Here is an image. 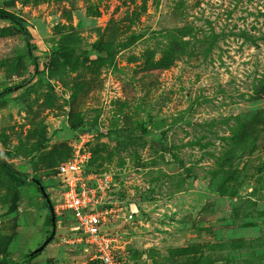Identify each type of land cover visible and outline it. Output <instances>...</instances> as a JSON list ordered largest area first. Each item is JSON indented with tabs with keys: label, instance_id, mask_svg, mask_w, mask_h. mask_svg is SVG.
Here are the masks:
<instances>
[{
	"label": "rangeland",
	"instance_id": "rangeland-1",
	"mask_svg": "<svg viewBox=\"0 0 264 264\" xmlns=\"http://www.w3.org/2000/svg\"><path fill=\"white\" fill-rule=\"evenodd\" d=\"M0 264H105L50 235L82 132L114 264H264V0H0ZM29 180V179H28ZM131 205L136 207L131 212Z\"/></svg>",
	"mask_w": 264,
	"mask_h": 264
},
{
	"label": "built area",
	"instance_id": "built-area-1",
	"mask_svg": "<svg viewBox=\"0 0 264 264\" xmlns=\"http://www.w3.org/2000/svg\"><path fill=\"white\" fill-rule=\"evenodd\" d=\"M92 138V133H80L72 156L56 167L61 188L60 199L53 205L56 215L71 212L75 218L76 223L69 227L71 232L62 237L64 241L84 243L93 248L96 258L105 264H114L113 243L118 236L110 234L108 229L119 216L118 200L112 195L117 183L111 172L86 170L92 156L88 145ZM130 209L132 213L136 211L134 205Z\"/></svg>",
	"mask_w": 264,
	"mask_h": 264
},
{
	"label": "water",
	"instance_id": "water-1",
	"mask_svg": "<svg viewBox=\"0 0 264 264\" xmlns=\"http://www.w3.org/2000/svg\"><path fill=\"white\" fill-rule=\"evenodd\" d=\"M36 183L39 186L41 193L46 201V203L48 204L49 207V211L51 213V220H52V231L50 233V235L47 237V239L42 243V245H40L39 247H37L36 249H34L33 251H31L30 255H34L37 252L42 251L46 245L53 239V237L55 236L56 233V226H57V216L54 210V205L52 203V200L50 199L49 194L46 191V188L44 186V184L36 179Z\"/></svg>",
	"mask_w": 264,
	"mask_h": 264
},
{
	"label": "trees",
	"instance_id": "trees-1",
	"mask_svg": "<svg viewBox=\"0 0 264 264\" xmlns=\"http://www.w3.org/2000/svg\"><path fill=\"white\" fill-rule=\"evenodd\" d=\"M5 16V15H8V18L9 17H12L13 15H11V14H8L7 13V11H5V10H3V9H0V16ZM90 144V143H89ZM92 152V151H91ZM73 153V152H72ZM72 155V154H71ZM69 159V158H68ZM91 160H92V156H91ZM91 160L89 161V163L87 164V167H86V170L89 172V171H91V169H90V167H89V165H90V163H91ZM62 162V161H61ZM60 164V163H59ZM58 164V165H59ZM29 179V180H28ZM36 179L37 180H39V181H41L42 183H43V181H42V179L41 178H39V177H37V176H28V178H27V180H26V184H33V185H37V183H36ZM37 187H38V189H39V191L41 192V190H40V188H39V186L37 185ZM48 205V204H47ZM58 217L59 216H57V221H58ZM47 222H48V224H52V220H51V213H50V211H49V213H48V216H47ZM51 232H49V234H50ZM31 253V252H30ZM30 253H28V254H26L25 255V261L26 262H29V261H31L33 258H35V257H37L38 255H40V253H41V251L40 252H37L36 254H34V255H30Z\"/></svg>",
	"mask_w": 264,
	"mask_h": 264
}]
</instances>
